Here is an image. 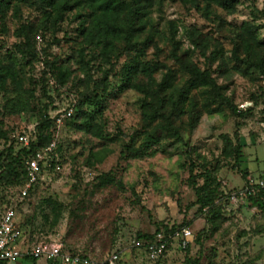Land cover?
I'll return each instance as SVG.
<instances>
[{
    "label": "rangeland",
    "instance_id": "obj_1",
    "mask_svg": "<svg viewBox=\"0 0 264 264\" xmlns=\"http://www.w3.org/2000/svg\"><path fill=\"white\" fill-rule=\"evenodd\" d=\"M139 1L135 50L127 51L128 9L102 13L85 0H70L73 9L58 19L59 4L0 0V153L25 146V136L36 141L48 105L59 125L40 148L54 144L52 162L29 197L19 196L11 175L0 177V217L13 206L29 240L60 243L97 260L117 251L116 264H264V208L250 199L255 194H237L249 176L231 152L238 137L264 130L257 81L264 0H239L230 8L219 0ZM135 56L143 67L156 66L150 81L123 77ZM182 61L209 68L221 86L217 94L252 111L237 116L225 103L205 109L219 98L194 89L174 123L184 141L158 131L160 142L142 149L141 105L170 69L177 71L174 88L182 89L188 78ZM104 89L102 112L66 124L69 109L78 116L85 95L92 104L83 109L95 108ZM133 136L140 150L131 156L125 146ZM246 146L245 166L256 175L257 164L264 168V141ZM191 161L198 186L215 189L205 207L190 182ZM168 224L190 227L193 237L186 246L172 240L163 257L151 260L142 242Z\"/></svg>",
    "mask_w": 264,
    "mask_h": 264
},
{
    "label": "trees",
    "instance_id": "obj_2",
    "mask_svg": "<svg viewBox=\"0 0 264 264\" xmlns=\"http://www.w3.org/2000/svg\"><path fill=\"white\" fill-rule=\"evenodd\" d=\"M37 3H43L47 2L50 5H56L59 4V15L57 18L61 19V15L63 11L65 10H71L73 9V4L70 3V0H61L59 3L58 0H35ZM91 4L96 5L97 9L100 12H109L111 10H118V9H128L129 12V22L131 29L129 32H132V36L127 35L125 37V47L124 49L129 51L131 50V47L133 46V51L135 50V45L133 43V37L135 36L133 32L136 31L135 25L136 18L142 13L141 9L142 7L138 6L140 5V1H134V0H85ZM220 3L223 5H227L229 8L234 7V5L239 0H219ZM117 24H114V26ZM138 57L135 56L134 58L131 57L130 62L126 63L124 66V75L125 79H128L129 81H133L136 79L139 75H144L145 77H148V80L150 81V78H152V75L154 74V71L156 69V66L149 65L147 67L141 66L140 62L137 60ZM182 67L180 69L185 72L188 75L187 80L185 81L182 89H176L173 86V81L176 77L175 70H168L167 73L164 74L162 80L159 83H155V90L153 94V98L148 99L146 98L141 107L143 111V130L141 132V148L142 149H149L152 146L156 145L160 142L161 136L157 135L158 131L165 132V137L172 138L175 141H184L183 136L178 129V127L174 126V123L178 118H181V116L186 112L188 109L187 106H189L190 100H191V92L194 89H208L212 92L213 97L216 96L219 98V100H215L213 104H204L203 107L208 110H214L217 109V105L219 107L223 106L225 103L227 107L231 110V112L234 115L237 116H243L247 113H251L252 109L251 107H238L236 104H234L230 99H223L220 97V94H217V91L221 89V86L218 84L215 76L209 70V68L200 69L196 65H194L192 62H185L182 61ZM261 74L264 75V61L260 62L259 65ZM122 73V74H123ZM262 75V76H263ZM257 81L259 83V89L261 91V94H264V86L262 85V77L257 78ZM135 85H138L137 83ZM106 89V88H105ZM103 90V93L96 94L98 102L95 103V108L91 110L83 109V106L88 107V105H91L92 103L89 101L88 97L85 95V100H80L78 105L80 110L78 112V116L73 115L71 117L66 118V124L70 125L73 120L77 118H84L86 121H91L94 119L96 113H100L104 110L105 107V96L104 92L106 90ZM217 104V105H216ZM214 105V106H213ZM75 106V105H74ZM48 106L43 108L41 110V124L39 126L40 132L37 134L36 141L30 142L29 146H22L18 150H16L13 146H10L7 148L6 155L4 156V153H0V177H6V176H12L10 181H13V185H18L19 189L23 185L26 174H25V167H24V161L26 158L31 157L38 149H40L42 146L49 143L51 140L54 139V130H56L57 126H59L56 123L55 117L51 116ZM253 107V105H252ZM260 133V132H259ZM259 133L253 134L250 136L252 139H256L259 135ZM135 140V137L133 136L130 141L125 146L127 151L129 152L128 155H135L140 150L139 148H135L133 146V142ZM246 146V141L243 136H240L237 138L236 144L232 147V155L234 158V162L236 163V166L238 169L242 172V175L244 178L248 176V171L241 169V163L244 158V147ZM61 151V149L59 148ZM190 152V148L188 150ZM124 155V152H121V156ZM195 168L196 164L194 161H191L190 167H189V173H190V182L194 189L196 190V193L198 195V203H200L202 206L210 203L213 200V196H215V189L211 188L212 190L205 191L203 188H200L198 186V182L195 175ZM34 189H31L29 191V194L25 196L23 199L29 197L30 193L34 191ZM20 192V190H19ZM18 192V193H19ZM261 197H264V190H261L260 192L256 193L254 196H251L250 199L254 200L255 203H257L260 207L264 208V205L261 202ZM10 206V205H9ZM205 207V206H204ZM22 227L25 228L24 223ZM177 229L175 225H164V228L161 229L162 231L170 240V243L172 241L171 238H169L170 235L174 233V231ZM152 238H147L144 241L150 240ZM171 245L168 246V250L170 249ZM72 254H78L81 256H90L89 254L80 252V251H72V250H66ZM167 253V252H166ZM165 253V254H166ZM164 254V255H165ZM163 255V256H164ZM162 256V257H163ZM25 260H28L31 262V264H37L38 259L30 256L24 257ZM9 263L7 261H0V264H6ZM49 264H57L56 262L49 261ZM108 264V263H107Z\"/></svg>",
    "mask_w": 264,
    "mask_h": 264
},
{
    "label": "built area",
    "instance_id": "obj_3",
    "mask_svg": "<svg viewBox=\"0 0 264 264\" xmlns=\"http://www.w3.org/2000/svg\"><path fill=\"white\" fill-rule=\"evenodd\" d=\"M262 85L264 86V75L262 76ZM244 106V105H243ZM73 110L69 109L66 116H72ZM61 121V117H58ZM25 146L30 145L27 136L23 137ZM53 143L42 149H38L31 157L24 161L26 178L20 187L19 196L24 198L29 194L31 189L40 185L44 179L46 168L51 165V152L53 151ZM264 190V173L259 176H249L244 187L237 192L241 197L253 195ZM193 237L190 227H179L172 235V240L186 246ZM147 256L151 260L161 258L167 251L168 246L172 245L168 237L162 232L155 234V237L142 242ZM26 256L37 259H44L56 262L57 264H116L120 258V252L112 253L105 260H97L91 256H81L72 254L63 249L62 244L54 242H35L27 238L25 230L19 220L18 211L13 206L5 208L0 217V261H15Z\"/></svg>",
    "mask_w": 264,
    "mask_h": 264
},
{
    "label": "crops",
    "instance_id": "obj_4",
    "mask_svg": "<svg viewBox=\"0 0 264 264\" xmlns=\"http://www.w3.org/2000/svg\"><path fill=\"white\" fill-rule=\"evenodd\" d=\"M244 138H245L246 144H249L250 146L253 145V144L260 143L261 141H264V130L260 131V133H259V135H258V137L256 139H252L251 137H244ZM247 146H245L244 149H243L244 150V158H243V161L241 163V169L245 170V171H248V176H259V175H262L264 173V168H261L259 164H257V168L258 169L256 171V175H254V173H253L254 171L249 169V167L245 166V163H248V161H250L248 156L251 155V153H249V154L246 153ZM258 159L259 158L257 156L256 160H258ZM45 261H43V259H38L37 264H46L47 261L46 262ZM27 263L31 264L30 261L24 260L23 258H20V259H17L15 262H12V263L9 262V263H6V264H27Z\"/></svg>",
    "mask_w": 264,
    "mask_h": 264
}]
</instances>
